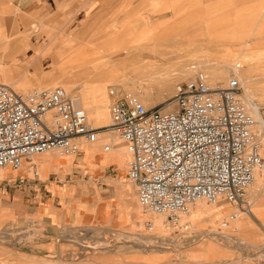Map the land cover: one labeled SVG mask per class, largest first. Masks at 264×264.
<instances>
[{
    "label": "rangeland",
    "instance_id": "1",
    "mask_svg": "<svg viewBox=\"0 0 264 264\" xmlns=\"http://www.w3.org/2000/svg\"><path fill=\"white\" fill-rule=\"evenodd\" d=\"M237 3L236 0H214L211 8L212 12L210 11L209 15L204 17L203 20L205 21L202 20L204 23L202 27L204 28L206 22L208 25H217V27L214 29L209 27L211 30L205 28L199 30L198 36H194V38L189 35V28L193 26L190 21L178 20L179 17L183 19L189 18L186 14L187 11L184 12V10L175 15L174 13L168 15L167 12L172 7L166 6V20L160 22L153 21L159 16L156 15L158 12H153L156 7H150V15H147L143 21H134L132 32L123 31L126 30L124 22H111L109 16H107L102 23L92 21L88 26L92 29L93 26L101 25L102 28L100 30L97 32L96 30L88 31L87 33L109 35L116 32L121 35L125 33L136 35L138 31H143L148 32L150 35L153 33L151 30H153L161 36L154 37L151 42H143V40L141 42V38L138 39L136 36L133 37L131 35L132 38L128 39L133 43L123 44L119 48L120 51L102 44L106 40V36L66 39L65 42L68 43L69 41L70 44V53L67 49L63 55L57 53V58H68L75 50L88 45L90 52H97V59L105 61L109 59L111 62L114 61V64L120 62L122 70L118 76L103 77L99 83L106 87V94L110 100L109 106H112L115 101V97L109 93L111 88L116 87L123 94H127L132 93V87L137 85L132 84L130 76H125V73L131 71L132 65L135 63L130 60L134 55H140L142 58H140L139 61L141 62L138 65L148 62L150 60L149 57L152 54H156L159 57L156 60L165 65L177 63L181 67H196L194 74H190L189 78L176 81L175 85L193 78L198 72L206 73V71L210 70L205 68L203 64L200 66V62H196L200 61V57L203 58L204 55L211 56V61L217 62L219 71L225 70L224 67L226 65L238 63L243 66L250 58H253L256 67L253 70L255 78L252 81L254 89L252 97L256 102L263 104L261 107V112H263L264 22L260 23L263 28L260 32L262 36L255 38H226L224 36L238 37L241 23L236 22L235 24H239V26L232 31L227 28L224 29V27H227L231 20L230 25H232L234 17H256L257 10L260 11L261 18H264V3L259 9L253 6L238 5ZM254 10H256L255 14ZM228 19L230 20L228 21ZM16 24L17 21L15 19H0L2 28L6 26L13 28ZM116 24L118 31H113L112 29L114 28L115 30V27H111V25L116 26ZM173 25L174 27H172ZM257 26L259 27L258 24ZM34 29H36L35 26ZM249 33L254 34V32ZM43 40L47 41L46 38ZM106 49L108 51H105ZM143 54H148L149 57L147 55L144 57ZM118 58L119 60H117ZM67 71L68 73L65 74V77L59 75L60 78L55 79L52 77L48 79V77L43 76L44 72L42 71L17 68L10 70L0 69V84L8 85L14 91L23 95H27L34 89L57 86L65 89L67 87L66 89L73 90L72 92L69 91V94L74 98H79L80 93H85L86 97L90 98L92 102L98 101L99 95L87 89V87L92 86L93 79H89L86 82L84 78H76L74 74L76 69L72 67L67 69ZM47 72L50 75L56 71L48 70ZM37 75L44 81V84H35ZM206 76L209 82L212 83L209 74ZM232 78L235 77L230 76L227 80L215 83L227 84ZM115 80L120 82L109 86L105 83ZM12 83H17L18 85L12 86ZM176 87L173 91H164L154 86L149 93L147 108L171 109L170 106H172ZM134 96L137 97L136 94ZM102 132H106V129H102ZM254 133L260 141L261 155L264 158V129L262 130V127L256 125ZM83 140H81V143L84 142ZM83 155V152L71 155L75 156L73 159L76 158L78 160L76 162L78 165L75 164V166H79L80 169L76 170L73 168L74 170L70 171L65 178L59 176L56 180L57 183L65 182L66 189L72 184L75 186L78 183L86 187V189L80 190L77 186V192H75L76 190L74 191L77 195L76 198L73 197V193V195L69 193V198L65 202V209H95L98 202L104 201L106 196H109V192L120 191V187L117 186L120 184L118 181L124 180L125 184L131 187L132 192L130 195L126 194L125 197H130L133 201L132 207L139 209L146 217L138 216L136 213V218L132 220V227L128 230L120 231L113 230L108 223L98 224L97 222L92 225H84L86 227L76 228L80 224L77 223V219L76 221L72 220L67 224L65 223V225L53 223L52 221L48 222L43 215L34 213L35 208L44 207L43 203H46L45 200L47 199L44 195V192L46 193L45 188L40 189L41 187L38 185L43 180H46L42 171L39 170L40 177L38 178H33L32 174H30V180L26 179L24 184L16 181L14 184L12 179H6V181H11V183L7 184L8 192L4 193L5 196L0 193V264H70L78 263L76 259L81 257L85 259L83 264H264L263 177L258 179L262 185V193L256 202L251 203L250 199L247 198L249 189L246 193L245 203L241 205L223 201L211 204L202 200L203 205L199 206L196 203V207L192 206L190 215L181 218V222H189L190 227L196 229L195 232L191 230L180 231L176 230L175 227H168L169 223L166 215L148 214L142 211L138 203L136 187L127 177V169L126 171L116 169L115 165L110 164L101 169V172L83 171L86 168L81 160ZM55 176L52 175L53 181ZM91 179L95 187L89 182ZM4 186V183H1V188H4ZM43 186L45 187V184ZM36 193L38 196H36ZM121 199V203L125 202L124 198ZM115 207V210L119 212L121 210L120 207L123 206ZM222 207L228 210L227 213L220 215L219 209ZM199 208L201 211L193 213L194 210ZM125 209L128 208L124 207ZM249 209L254 213V216L241 212V210L248 211ZM237 213L239 214L238 219L230 222L231 216ZM148 221L153 224L152 230L145 227ZM225 222L228 223L226 227L223 226ZM163 252L168 253L164 256L159 255ZM151 255L153 256L151 257Z\"/></svg>",
    "mask_w": 264,
    "mask_h": 264
},
{
    "label": "built area",
    "instance_id": "2",
    "mask_svg": "<svg viewBox=\"0 0 264 264\" xmlns=\"http://www.w3.org/2000/svg\"><path fill=\"white\" fill-rule=\"evenodd\" d=\"M109 93L115 97L112 124L94 128L63 87L23 95L0 84V169L19 170L26 160L48 150L76 155L80 140L95 143L102 129H111L130 154L127 177L136 187L142 211L166 215L169 228L193 232L196 229L181 218L188 217L197 202L241 205L256 175L263 173L264 179L257 124L236 78L213 86L198 72L177 85L169 110L149 109L116 87ZM30 168L33 178L40 177L35 162ZM145 227L152 230V222Z\"/></svg>",
    "mask_w": 264,
    "mask_h": 264
},
{
    "label": "crops",
    "instance_id": "3",
    "mask_svg": "<svg viewBox=\"0 0 264 264\" xmlns=\"http://www.w3.org/2000/svg\"><path fill=\"white\" fill-rule=\"evenodd\" d=\"M236 1L238 5L253 6L257 7V9L264 3V0ZM213 4L214 0H0V19H15L17 21V24L13 28L9 26L2 28L0 26V69L37 70L44 72L43 76L48 77V79L52 77L57 79L59 75L56 72L49 75L47 71L65 69V66L71 63L70 57H66L67 60L66 58H57V53L63 55L67 49L70 51V44L69 41L68 43L65 42L66 39H82L91 36H121V34L116 32L109 35L87 33L88 31L96 30L97 32L100 30L102 28L101 25L93 26L92 29L88 26L92 21L102 23L107 16H109L111 22H124L126 30L123 31L132 32L134 21H143L147 15H150V7H156L153 12H158L156 15L159 16L153 19V21L160 22L166 20V6L172 7V11L168 10V15L173 13L175 15L178 12H183V10L184 12L187 11L186 14L189 18L183 19L179 17L178 20L190 21L193 26L189 28V35L194 38V36H198L199 30H203L204 28L211 30L207 22L204 28L202 27L204 24L202 20L209 15L208 13L211 11ZM260 15V11L257 10L256 17L253 18L234 17L232 25H230L231 20L229 25L224 27V29L227 28L232 31L236 27L238 28L239 24H235L237 22L241 23L237 39L260 37L262 36L260 32L263 29L260 23L264 22V18H261ZM244 23L246 24L245 26ZM117 24L116 26L111 25V27H115V30L114 28L112 29L113 31H118L116 29ZM34 26L36 29H34ZM249 32H254V34H250ZM133 36L137 35L133 34ZM45 38L47 41L43 40ZM63 60L64 62H62ZM36 77L35 84H44V81L38 75ZM14 84L18 85L17 83ZM76 160V158L71 160L64 158L60 161H54L48 157L41 159L33 157L26 160L19 170H13L8 166V168L6 167L3 170L5 175L0 178V188L1 183L5 185L4 188L0 189V193H2V196H5L4 193L8 192L7 184L11 183V181H6V179H12L14 184L16 182L24 184L26 179L31 178L30 166L32 162H35L37 163L38 170L42 171L43 176L46 178V180H43L38 185L41 187L40 189L45 188L46 193L44 192V195L47 199L45 200L46 203H43L45 208H35L34 213L43 215L48 222L52 221L53 223L65 225V223L67 224L77 219V223L80 224L76 228L86 227L84 225H92L97 222L98 224L108 223L113 230L120 231L131 228L132 220L136 218L137 214L138 216L146 217L139 209L132 207L133 201L130 197H125L129 193L126 190L125 183L122 181H118L120 184L117 185L120 187V191L114 190L113 192H109V196H106L104 201L98 202L95 209H65V202L68 200L70 194H74L73 197L76 198L77 195L74 191L76 190L75 192H77L78 187L80 190L86 189V187L78 183L75 185L76 187L74 184L67 187V191L65 182H56L59 176L65 178L70 171L74 170L73 168L76 170L80 169L79 166H75V164L78 165L76 163L78 160ZM81 160L86 166L83 171L92 170L94 172H101V169L110 164L115 165L116 169L124 171L127 169L124 168V161H108L99 167L97 163L88 159L85 154L81 156ZM52 175H56L54 181ZM89 182L93 185L92 179ZM44 184L45 187L43 186ZM36 196H38L37 193ZM121 198H124L125 202L121 203ZM115 206L123 207H120L121 210L117 212ZM124 207L128 209L124 210ZM195 213L197 212L195 211ZM167 253L163 252L159 255L164 256ZM76 261L78 263L70 264H83L85 259L81 257L76 259Z\"/></svg>",
    "mask_w": 264,
    "mask_h": 264
},
{
    "label": "bare ground",
    "instance_id": "4",
    "mask_svg": "<svg viewBox=\"0 0 264 264\" xmlns=\"http://www.w3.org/2000/svg\"><path fill=\"white\" fill-rule=\"evenodd\" d=\"M172 27H174V25ZM209 27L214 29L217 27V25L210 24ZM151 31L153 33L150 35L148 32L138 31V34H136L137 35L136 38L138 39L141 38L140 39L141 42L142 40L143 42H151L152 40H154V37L161 36L160 34L155 33L153 30ZM131 35L133 36L132 33L130 34L125 33L121 36L119 35L106 36L107 38L102 44L107 47L111 46L112 48H116V50L118 49V51H120L119 48L123 44L133 43L131 40L128 39V38H132ZM224 37L235 38V39L238 38L234 36H224ZM105 51H108V49H106ZM96 54L97 52L96 53L90 52V48L88 45L80 49H77L70 56L71 63L68 65L65 64L66 65L65 69H59L56 70V72L58 75H62V77H65V74L68 73L67 69L72 67L76 69V71L74 72L76 78H81V79L84 78L86 82H88L89 79L94 80L92 82L93 83L92 86L87 87V89L94 91L99 95L98 101L92 102L90 98L86 97L85 93H80L79 98H76L77 103L80 107H82L86 111L91 126H93L94 128H110L112 124L111 112H109V110H111V106H109L110 100L106 94V87H104L102 84L99 83L101 82L103 77L118 76V74L122 70V66H121L122 64L120 62L114 64L113 63L114 61L111 62V60L109 59H107V61L103 59H97ZM143 55L144 57L145 55L148 56V54H143ZM204 57L203 58L200 57V61H196V62H200L199 64L200 66L201 64H203L205 65L204 66L205 68L210 69L209 71H206V73L209 74V76L212 79L211 85L213 86L217 85L215 82H221L222 80H227V78L230 76L231 77L234 76L240 82L241 87L244 90L242 94L243 103L247 107L248 113L252 115V117L255 119L256 124L262 127L263 130L264 118H263V112H261V107L263 106V104L256 102L252 97V94L254 93V89L252 87V81L255 78L253 70H255L256 67L253 58H250L248 62L243 66L238 63L235 65H226L224 67L225 70L219 71L218 69L219 65L217 64V62L211 61V56L204 55ZM140 58H141L140 55H134L131 57L130 59L131 62H135V63L132 65L131 71L125 73V76H130V81L132 82L133 85L137 84L136 86L132 87L133 90L132 93L136 94L137 99L141 100V102L146 107L150 97L149 93L154 86H157L158 88L164 91H173L174 88L177 86L175 85L176 81H180L187 77L189 78V75L192 73L194 74L195 73L194 70L196 69L195 66L189 68L181 67L177 63L172 65H165L159 63L160 61L156 60L159 58L156 56V54L155 55L152 54V56L149 57L150 60L148 62L138 65L139 62H141L139 61ZM117 60H119V58ZM202 73L206 74L205 72ZM118 82L120 81L115 80L112 82L108 81L105 83L106 85L109 86L110 84H116ZM13 85L16 84L12 83V86ZM66 88L67 87H65V89ZM66 90L68 92L73 91L70 90L69 88ZM171 107L172 106H170V108ZM83 141L84 142L81 143L82 146L80 147L81 152H83L85 156L88 159H90L92 162L97 163L99 167L103 163H106L108 161L118 160L119 162L124 161L125 163L124 168H127L126 164L130 160V154L125 144L122 142V140L111 129L106 130V132H100L99 140L95 143H89L86 140ZM105 145H110L109 151L105 150ZM33 157H35V159L48 157V158H52L54 161H60L64 158L71 160L75 156L63 155L58 150H48L44 153L34 155ZM3 170L4 168L0 169V178H2L5 175V172H3ZM261 177H263V173H261V175L257 174L255 181L248 188L249 192L247 198L250 199L251 203L256 202L260 198V195L262 193V185L261 182H259L258 180L259 178L261 179ZM122 182L125 183L124 180H122ZM125 187L130 195L132 193L131 187L126 184ZM197 205L201 206L203 205V202L199 201L197 202ZM227 210H228L227 208L225 209L224 207H222L221 209H219V214L223 215L224 213H227ZM195 211L198 212L201 211V209L199 208L197 210H194L193 213ZM241 212L254 216V213L251 211V209H249L248 211L241 210ZM238 216H239L238 213L235 214L233 221H236L238 219ZM230 222H232V220ZM207 235L210 236L209 234ZM221 235L223 236V234ZM226 238L228 237L226 236Z\"/></svg>",
    "mask_w": 264,
    "mask_h": 264
}]
</instances>
